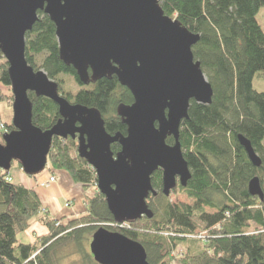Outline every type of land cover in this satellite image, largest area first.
I'll list each match as a JSON object with an SVG mask.
<instances>
[{
    "label": "trees",
    "instance_id": "1",
    "mask_svg": "<svg viewBox=\"0 0 264 264\" xmlns=\"http://www.w3.org/2000/svg\"><path fill=\"white\" fill-rule=\"evenodd\" d=\"M160 7L199 36L193 54L214 91L210 105L191 102L189 118L180 127L179 140L192 177L178 192L195 204L173 205L165 196L149 199L153 219L117 224L105 196L97 192L89 198L84 215L55 219L34 189L15 180L13 163L9 171L0 169V264H98L90 251L98 225L142 244L150 264H172L178 249V264H264V200L249 192L255 177L264 192V93L253 86L255 77L264 73V30L257 19L264 0H161ZM39 16L26 35L28 64L58 80L60 95L65 94L64 76L72 78L82 89L68 93L67 99L97 109L109 134L126 135L118 108L134 102L131 92L116 76L102 78L87 89L73 66L61 60L54 23L44 13ZM8 69L7 62L0 63L2 135L14 130L12 120L2 114V105L13 101ZM29 97L33 124L43 131L51 129L59 119L58 106L35 93ZM240 135L251 142L261 159L259 167L240 144ZM167 144L174 145V138L169 137ZM111 148L115 155L121 150L119 144ZM76 150V140L54 137L47 169L66 171L89 190L97 184V176ZM18 168L24 172L19 164ZM152 177L153 188L161 191V171ZM206 207L216 212L208 213ZM34 220L47 233L36 236L33 243H21L19 235ZM73 256L78 259L72 260Z\"/></svg>",
    "mask_w": 264,
    "mask_h": 264
},
{
    "label": "water",
    "instance_id": "2",
    "mask_svg": "<svg viewBox=\"0 0 264 264\" xmlns=\"http://www.w3.org/2000/svg\"><path fill=\"white\" fill-rule=\"evenodd\" d=\"M161 0H0V55L9 65L13 94L12 124L0 141V169L18 163L28 176L47 170L54 137L77 141V154L97 176L117 224L152 219L147 200L156 192L152 176L163 170V194L170 196L180 177L186 187L191 171L180 143V127L191 102L210 105L214 91L195 60L199 36L165 15ZM38 11L56 26L61 60L73 66L83 84L116 76L134 102L120 105L127 134L111 135L100 112L71 104L58 84L26 60V34ZM91 71V76L89 72ZM29 93L54 101L62 119L43 131L33 124ZM173 137L174 145L167 139ZM255 166L261 159L250 141L238 137ZM121 150L115 155L112 145ZM252 196L264 200L258 177L249 183ZM90 251L98 264H150L142 244L100 227Z\"/></svg>",
    "mask_w": 264,
    "mask_h": 264
},
{
    "label": "crops",
    "instance_id": "3",
    "mask_svg": "<svg viewBox=\"0 0 264 264\" xmlns=\"http://www.w3.org/2000/svg\"><path fill=\"white\" fill-rule=\"evenodd\" d=\"M8 109L5 104L2 105L3 117L11 120L12 116L6 117ZM13 170L15 180L34 189L42 206L47 210L50 217L55 219L78 218L84 215L87 212L89 198L97 193L93 187L85 190L82 186L75 183L66 171L54 173L48 169L39 174L34 180L26 177L24 172L18 167ZM52 175L56 176V182L48 187H42L41 184L49 181ZM46 233L47 229L39 221L34 220L31 228L20 234L18 239L21 243H33L36 236L45 235Z\"/></svg>",
    "mask_w": 264,
    "mask_h": 264
},
{
    "label": "rangeland",
    "instance_id": "4",
    "mask_svg": "<svg viewBox=\"0 0 264 264\" xmlns=\"http://www.w3.org/2000/svg\"><path fill=\"white\" fill-rule=\"evenodd\" d=\"M257 19H258V22L260 23L262 29L264 30V8H262L257 16ZM2 56V55H1ZM3 57V56H2ZM4 58V57H3ZM5 58L4 59H1L0 58V63L2 62H6ZM40 70H43V69H40ZM44 71V70H43ZM45 72V71H44ZM46 73V72H45ZM47 74V73H46ZM48 75V74H47ZM50 78V77H49ZM51 79V78H50ZM52 81H55L53 79H51ZM65 82H64V87L63 89L65 90V94L68 95V93H73L74 95L77 94V92H79L82 88L72 79L70 78L69 76H64V79H63ZM57 84H59L58 80L55 81ZM253 86H254V89L258 92H262L264 93V73L262 74H258L255 79H254V82H253ZM89 88V85L87 87V89ZM13 96V94H12ZM5 105L9 108L8 110V113H7V116L6 117H11L13 116L12 115V103L11 102H6ZM6 120H9L7 118H5ZM12 120V118H11ZM0 129L2 130V128L0 127ZM1 130H0V141H2V133H1ZM77 151V150H76ZM18 167V163H16L14 165V168H17ZM48 170V169H47ZM56 173V172H54ZM52 177L55 178L56 180V176L52 175ZM50 177V178H52ZM50 180V179H49ZM48 187V186H46ZM93 190V189H91ZM94 191H97L96 189ZM87 200H88V196H87ZM167 202H170V204H173V205H183V204H187V205H194L195 204V200L191 199V198H188L187 195L185 194H180L178 192V190L174 191L173 195H171L169 198H167L166 200ZM166 202V203H167ZM205 211L208 212V213H215L216 210L214 209H210L208 207L205 208ZM160 215V214H159ZM158 215V216H159ZM100 227H105L104 225H98V228ZM198 235L197 236H200L202 235L201 233H197ZM205 234V233H204ZM21 238H24V237H21ZM197 238L196 236L192 237V239H195ZM200 238V237H198ZM22 241H24L22 239ZM180 249H178L176 251V253L174 254V257L176 259L175 262H172V264H178L177 261H178V258L180 257ZM78 257H75L73 256V259L72 260H77ZM70 261V260H69Z\"/></svg>",
    "mask_w": 264,
    "mask_h": 264
},
{
    "label": "flooded vegetation",
    "instance_id": "5",
    "mask_svg": "<svg viewBox=\"0 0 264 264\" xmlns=\"http://www.w3.org/2000/svg\"><path fill=\"white\" fill-rule=\"evenodd\" d=\"M44 13L43 11H38V14H37V17H38V20H37V22L40 20V16H39V13ZM45 14V13H44ZM45 15H47V14H45ZM48 16V15H47ZM49 17V16H48ZM49 19H50V17H49ZM51 20V19H50ZM36 22V23H37ZM35 23V24H36ZM35 24H34V26H35ZM55 25V24H54ZM34 26H33V28H34ZM56 27V26H55ZM33 30V29H32ZM29 32H31V31H29ZM28 33V32H27ZM27 35V34H26ZM26 60H27V58H26ZM7 62V61H6ZM74 68V67H73ZM36 71V70H35ZM39 71V70H38ZM89 75L91 76V71L89 72ZM79 78V77H78ZM80 81V80H79ZM98 82V81H97ZM97 82H92V81H90L89 82V84H83L84 86H86V87H88V85H90L91 83H97ZM58 90H59V86H58ZM63 98H65L66 100H68L67 99V96H66V94H62L61 95ZM71 104H78V103H75V102H73V101H70V100H68ZM54 102V101H53ZM55 103V102H54ZM56 104V103H55ZM133 104V103H132ZM57 105V104H56ZM131 105V104H130ZM58 106V105H57ZM58 113H59V108H58ZM62 119V117H61V115H60V113H59V119L57 120V122H56V124L60 121ZM55 124V125H56ZM56 138H58V137H56ZM68 138H72V137H68ZM63 139V138H62ZM67 139V138H66ZM73 139V138H72ZM172 146V145H171ZM159 171H161V173H162V189H161V191H159L158 189H154L155 190V192H156V194L155 195H153V194H151L150 196H149V198H148V200L149 199H152V201H154L155 199H158V198H161V200H163L162 199V197L161 196H165L164 194H163V170L162 169H158L155 173H157V172H159ZM154 173V174H155ZM153 174V175H154ZM153 178V177H152ZM152 185H153V181H152ZM187 185H188V183H187ZM181 186V183H180V177H177V185H176V187L171 191V193H170V196L171 195H173V193H174V191H176V190H178V188ZM187 187V186H186ZM185 195H187V194H185ZM170 196H165V197H167V198H169ZM188 196V195H187ZM154 197V198H153ZM188 198H190L189 196H188ZM147 200V201H148ZM154 216H155V214H154ZM145 217V216H144ZM144 217H142L141 219H143ZM154 218V217H153ZM152 218V219H153Z\"/></svg>",
    "mask_w": 264,
    "mask_h": 264
},
{
    "label": "built area",
    "instance_id": "6",
    "mask_svg": "<svg viewBox=\"0 0 264 264\" xmlns=\"http://www.w3.org/2000/svg\"><path fill=\"white\" fill-rule=\"evenodd\" d=\"M0 127L3 129V125H0ZM54 182H56V180H55L54 177H52V178H50L49 181H47V182H45V183H42L41 186H42V187L50 186V185H51L52 183H54ZM93 188H94V189H97V185H95Z\"/></svg>",
    "mask_w": 264,
    "mask_h": 264
},
{
    "label": "bare ground",
    "instance_id": "7",
    "mask_svg": "<svg viewBox=\"0 0 264 264\" xmlns=\"http://www.w3.org/2000/svg\"><path fill=\"white\" fill-rule=\"evenodd\" d=\"M169 257V256H168Z\"/></svg>",
    "mask_w": 264,
    "mask_h": 264
}]
</instances>
